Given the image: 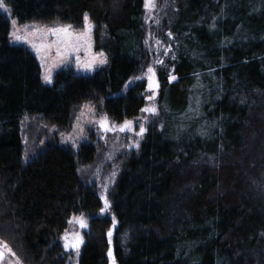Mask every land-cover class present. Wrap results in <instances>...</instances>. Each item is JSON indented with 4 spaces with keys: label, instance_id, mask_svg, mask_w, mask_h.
<instances>
[{
    "label": "trees",
    "instance_id": "16d2710c",
    "mask_svg": "<svg viewBox=\"0 0 264 264\" xmlns=\"http://www.w3.org/2000/svg\"><path fill=\"white\" fill-rule=\"evenodd\" d=\"M5 1L22 24L81 30L87 14L109 60L93 77L66 68L44 85L0 13V241L19 261L69 264L62 237L83 215L79 264H264V0H168L158 116L114 186L112 217L80 172L98 150L40 143L85 103L117 123L140 118L146 85L128 86L156 58L144 0ZM26 120L37 122L31 157Z\"/></svg>",
    "mask_w": 264,
    "mask_h": 264
},
{
    "label": "rangeland",
    "instance_id": "374dc122",
    "mask_svg": "<svg viewBox=\"0 0 264 264\" xmlns=\"http://www.w3.org/2000/svg\"><path fill=\"white\" fill-rule=\"evenodd\" d=\"M4 4L9 9L8 12L0 10V13L5 15L6 18L10 21L11 31H10V40L13 45L26 47L29 49L34 56L37 58L41 71H42V82L44 85L51 86L54 81L55 75L66 68H72L75 70L77 75L84 77H93L99 71L105 69L109 63V60L104 52H97L95 49V30L96 27L94 23H92L89 19L90 24L92 25V30L89 36L85 37L83 43L81 44L79 51L74 53L71 59L62 60L57 56L56 47L53 46L48 50V54L45 55L44 64L41 63V58L37 55L36 51L27 43L23 42H15L11 33L16 29H19L20 35H26L24 29L25 26H28L27 32L34 33L35 28L38 27L40 29H48L54 28L58 26H66L64 24H42V23H26L22 24L17 21L16 18L13 17L11 13V9L8 4L4 0ZM168 0H155V8L151 11L146 9V30H147V40L150 47V51H153L156 54L155 61L152 62L139 76L131 81L128 87H132L137 84H145L146 85V107H154L156 112L148 113L144 112L140 116V118L131 120L133 124V128L135 131H120L119 127L124 123H117L111 120L104 111L103 103H85L81 106L76 112L72 125L68 130L59 131L56 127L50 128V134L42 139L40 143L41 146H45L46 143L52 142L54 137L58 138V141L62 145H67L73 148L74 150L79 151L80 148L84 145H93L98 151L95 160L91 164H86L81 166L80 172L81 176L84 180L91 185H96L98 193L100 195L101 201L103 203V209H105L104 199L102 197H106L109 207L106 208L102 212V216H111L112 217V203L110 201V196L112 195L114 186L122 173L123 167L126 161L138 151L140 144L146 134L147 128L150 124L154 123L158 116L157 111V97H158V79L156 74L157 65L162 60L163 54L166 52V44L163 40H161L158 35L162 31V24L165 18L167 17L168 10ZM12 21H16V28L13 27ZM71 31L75 35H80L82 33H86L87 29L84 26L83 29L77 30L72 27ZM28 38L35 44H53L55 41V37L44 32L43 34H34L29 35ZM103 53V55H100ZM80 57V64L78 65L76 62V56ZM101 60H106V63L101 64ZM93 67L91 69H86L84 65L86 63L92 62ZM50 69L52 82L46 83L44 80L45 71ZM152 68L153 73H149L148 69ZM152 76L155 81V85L153 88H149V77ZM153 97L151 100L148 97ZM101 121H104L109 128L112 130L109 133H104L101 127ZM33 123H37L35 121L26 120L24 124L25 134H24V143L26 149L28 150L27 157H31V153L29 151H35V147L37 145V140L33 139L30 141L29 135L27 133V126L29 124L32 126ZM143 124L146 131L143 133V136L135 135V132L139 131V125ZM33 129V128H31ZM58 132V136L56 135ZM139 142V147H135V144ZM83 217L87 223V227L80 228L79 224L73 222L69 223V227L67 232L71 235L72 233H79V235L83 238V242L79 247V255H77L75 249H65L68 253H70L69 264H79L80 257L82 255V247L85 242V232L89 229L90 221L83 215H78L75 217ZM73 218V217H72ZM72 220V219H71ZM64 236V235H63ZM64 244V240H63ZM19 259L16 255L13 257L10 254H6L5 259L0 264H17ZM19 264H22L19 261Z\"/></svg>",
    "mask_w": 264,
    "mask_h": 264
},
{
    "label": "snow or ice",
    "instance_id": "6c2138e0",
    "mask_svg": "<svg viewBox=\"0 0 264 264\" xmlns=\"http://www.w3.org/2000/svg\"><path fill=\"white\" fill-rule=\"evenodd\" d=\"M144 6L146 9L151 11L153 8H155V0H144ZM0 10H3L5 12H8L9 9L6 7L4 4V0H0ZM85 27L87 29L86 33H82L80 35H75L71 29V25H66V26H58L54 28H48V29H40L38 27L35 28L34 33H28L27 29L28 26H25V33L26 35H20L19 34V29H16L11 33L12 37L14 38L15 42H23L29 44L37 53V55L41 58V63L42 65L44 64L45 60V55L48 54V50L51 49L53 46L56 47V52L57 56L61 58L62 60L64 59H71L74 53H77L79 51V48L81 44L83 43L85 37L89 36L92 30V25L89 22L87 14H85ZM13 27L16 28V21H12ZM46 32L47 34H50L54 36L56 39L53 42V44H40L37 45L33 43L28 36L29 35H34V34H43ZM169 35H171L169 33ZM100 55H103L101 53ZM76 62L79 65L80 64V57L77 55L76 56ZM93 63L89 62L84 65L86 69H91L93 67ZM101 64L106 63V60H101ZM149 73H153V69L149 68L148 69ZM154 75V73H153ZM140 77H137L139 79ZM172 79H175V77H172ZM44 80L46 83H51L52 82V77H51V71L50 69L46 68L45 75H44ZM155 85V81L153 80V77H149V88H153ZM153 97L149 96L148 99L151 100ZM144 112L148 113H155L156 109L154 107H146L142 109ZM101 127L105 129V131H110L112 130L109 128V126L104 122L101 121ZM120 131H135L133 128V124L131 121H124V124L119 127ZM146 131L145 127L143 124L139 125V131L135 132V135L138 136H143V133ZM135 147H139V142L135 144ZM104 199L105 203V209L109 207L108 201L106 197H102ZM105 209H101V211H104ZM77 223L79 224L80 228H85L87 227V223L84 220V218L81 217H73L72 220L69 221V223ZM109 238H111V232H109ZM64 240V248L65 249H75L77 255H79V247L83 242V238L79 235V233H72L71 235L66 231L64 236L62 237ZM6 254H10L11 256H15V253L12 251V249L3 241H0V262H3L5 259ZM108 255L112 257V252L111 250L109 251ZM17 264H19V261H17ZM113 264H115V261L113 260Z\"/></svg>",
    "mask_w": 264,
    "mask_h": 264
},
{
    "label": "water",
    "instance_id": "95a60500",
    "mask_svg": "<svg viewBox=\"0 0 264 264\" xmlns=\"http://www.w3.org/2000/svg\"><path fill=\"white\" fill-rule=\"evenodd\" d=\"M156 89H158V87H156ZM103 129V132L104 133H109V131H105V129L104 128H102ZM115 227H116V225H115ZM114 232H115V228L111 231V237L114 235ZM113 264V263H112Z\"/></svg>",
    "mask_w": 264,
    "mask_h": 264
}]
</instances>
